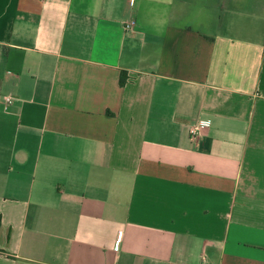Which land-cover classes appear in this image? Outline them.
Returning a JSON list of instances; mask_svg holds the SVG:
<instances>
[{
    "label": "crops",
    "instance_id": "1",
    "mask_svg": "<svg viewBox=\"0 0 264 264\" xmlns=\"http://www.w3.org/2000/svg\"><path fill=\"white\" fill-rule=\"evenodd\" d=\"M0 216V264H264V0H0Z\"/></svg>",
    "mask_w": 264,
    "mask_h": 264
},
{
    "label": "built area",
    "instance_id": "2",
    "mask_svg": "<svg viewBox=\"0 0 264 264\" xmlns=\"http://www.w3.org/2000/svg\"><path fill=\"white\" fill-rule=\"evenodd\" d=\"M134 27V22H131V23H126L124 25V29L125 31H130L132 30ZM14 98L12 96H6L4 98V107L7 108L9 105L12 104ZM209 124V123H208ZM208 130V126L206 125H200V124H196V125H193L191 126L190 128V136H191V139H197L203 131H206Z\"/></svg>",
    "mask_w": 264,
    "mask_h": 264
},
{
    "label": "trees",
    "instance_id": "3",
    "mask_svg": "<svg viewBox=\"0 0 264 264\" xmlns=\"http://www.w3.org/2000/svg\"><path fill=\"white\" fill-rule=\"evenodd\" d=\"M125 80H124V78H122V80H121V85L122 86H124V82ZM1 227H2V218H1V216H0V231H1Z\"/></svg>",
    "mask_w": 264,
    "mask_h": 264
}]
</instances>
